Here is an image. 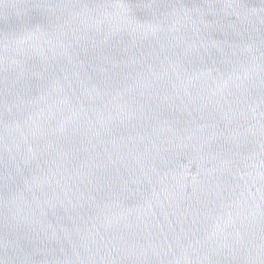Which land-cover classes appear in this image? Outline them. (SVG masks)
<instances>
[{
	"label": "water",
	"instance_id": "obj_1",
	"mask_svg": "<svg viewBox=\"0 0 264 264\" xmlns=\"http://www.w3.org/2000/svg\"><path fill=\"white\" fill-rule=\"evenodd\" d=\"M0 264H264V0H0Z\"/></svg>",
	"mask_w": 264,
	"mask_h": 264
}]
</instances>
